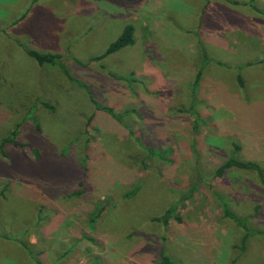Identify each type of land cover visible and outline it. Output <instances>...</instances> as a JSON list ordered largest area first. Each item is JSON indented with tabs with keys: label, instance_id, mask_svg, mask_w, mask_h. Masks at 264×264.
<instances>
[{
	"label": "rangeland",
	"instance_id": "obj_1",
	"mask_svg": "<svg viewBox=\"0 0 264 264\" xmlns=\"http://www.w3.org/2000/svg\"><path fill=\"white\" fill-rule=\"evenodd\" d=\"M52 1L0 0V264L264 259V175L216 174L264 169L263 72L255 102L233 80L243 3ZM168 206L180 221L152 220Z\"/></svg>",
	"mask_w": 264,
	"mask_h": 264
},
{
	"label": "crops",
	"instance_id": "obj_2",
	"mask_svg": "<svg viewBox=\"0 0 264 264\" xmlns=\"http://www.w3.org/2000/svg\"><path fill=\"white\" fill-rule=\"evenodd\" d=\"M235 1L243 3L235 5V22L236 19L239 21L236 23L238 27L233 32L235 46L232 47L237 59V62L232 65L235 91L241 90V95H244V89L246 90L247 86L253 88L249 97L255 102L261 99L255 89L256 81H259L257 73L263 72L264 76V66H257V60L264 58V0H250L249 4H247L248 0ZM52 2L61 10H67L76 6L79 0H53ZM240 59H242L241 62H238ZM235 264H264V259H235Z\"/></svg>",
	"mask_w": 264,
	"mask_h": 264
},
{
	"label": "trees",
	"instance_id": "obj_3",
	"mask_svg": "<svg viewBox=\"0 0 264 264\" xmlns=\"http://www.w3.org/2000/svg\"><path fill=\"white\" fill-rule=\"evenodd\" d=\"M132 31H133V29H132L131 25L127 24L126 26H124L123 29L121 30V32L119 33V35L117 36V38H115L113 41H111L107 45L103 54L100 56L115 52L118 49L123 48L124 46L131 44L133 42ZM25 53L28 56H30L31 58H33L38 65H42L45 63L54 64L56 61V58L58 57V55H56V54L41 53V52H37L34 50H28V49L25 50ZM100 56H97V58H99ZM96 108H98L97 105H96ZM89 119H90V117H89ZM6 141H7V139H3V143ZM231 166H234L237 168L253 169V170H255V172L257 173V175L259 177H263V175H264V169L258 167L254 163H252V162H241V161H237L233 158H228L223 164L218 166L216 169V174L217 175L221 174L222 172H224V170H226L227 168H229ZM80 184H81V181H79L77 183L78 186H81ZM81 190L82 189H76L75 191L73 190L72 195H79ZM134 191L135 190L129 191V192L125 193L124 196L127 197V196L133 194ZM100 211H102V207L97 208L96 214L91 216V221H93L94 218L97 217V214ZM174 211H175L174 206H168L163 211V213H161L159 216L152 218V220L161 221L162 223L165 224L168 222V220L170 218H173L174 221L178 222V221H180L179 217L174 213ZM223 215L232 219L235 222V225L242 229L243 234H245L246 236L249 235L250 229L245 225L244 219L235 215L234 213H231L230 211H228L225 208H223ZM154 264H172V260L167 255H165L163 252H161L159 254V258L155 260Z\"/></svg>",
	"mask_w": 264,
	"mask_h": 264
}]
</instances>
